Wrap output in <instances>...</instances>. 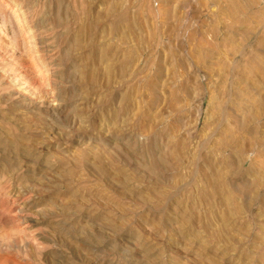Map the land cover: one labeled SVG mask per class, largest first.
<instances>
[{
    "label": "rangeland",
    "instance_id": "rangeland-1",
    "mask_svg": "<svg viewBox=\"0 0 264 264\" xmlns=\"http://www.w3.org/2000/svg\"><path fill=\"white\" fill-rule=\"evenodd\" d=\"M0 264H264V0H0Z\"/></svg>",
    "mask_w": 264,
    "mask_h": 264
}]
</instances>
